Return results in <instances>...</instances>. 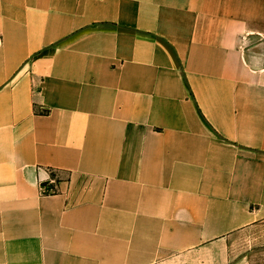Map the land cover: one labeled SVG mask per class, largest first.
I'll return each instance as SVG.
<instances>
[{"label": "crops", "instance_id": "1", "mask_svg": "<svg viewBox=\"0 0 264 264\" xmlns=\"http://www.w3.org/2000/svg\"><path fill=\"white\" fill-rule=\"evenodd\" d=\"M0 264H264V0H0Z\"/></svg>", "mask_w": 264, "mask_h": 264}, {"label": "rangeland", "instance_id": "2", "mask_svg": "<svg viewBox=\"0 0 264 264\" xmlns=\"http://www.w3.org/2000/svg\"><path fill=\"white\" fill-rule=\"evenodd\" d=\"M54 176H56L55 173H54ZM45 191H46L47 193H54V192H57L58 189L56 188L55 185H52V186L46 188ZM219 263H221V261H220Z\"/></svg>", "mask_w": 264, "mask_h": 264}]
</instances>
